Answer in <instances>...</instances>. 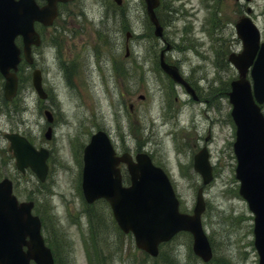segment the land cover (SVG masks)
<instances>
[{"label":"rangeland","instance_id":"1","mask_svg":"<svg viewBox=\"0 0 264 264\" xmlns=\"http://www.w3.org/2000/svg\"><path fill=\"white\" fill-rule=\"evenodd\" d=\"M112 2H69L63 9L68 15L57 21L56 40L45 43L37 57L56 114L49 140L43 114L49 102L38 98L27 77L16 98L2 102L0 78V179L13 180L19 200H34L42 234L54 241L59 264H165L166 259L176 264H258L252 213L234 176L235 128L227 87L237 72L227 56L241 50L234 24L248 7L264 40V0H161L157 14L165 42L149 30L143 0H123L121 20L120 8L108 12L106 5ZM127 29L129 56L124 57ZM164 45H169L165 59L191 83L198 100L155 68ZM71 61L80 73L73 72L69 82ZM114 61L123 65L124 74L114 75ZM96 126L109 132L118 153L124 146L134 153L135 145L150 153L169 175L185 212H191L201 184L192 157L207 146L213 178L203 188L207 207L202 221L213 240L210 262L195 259L185 233L172 238L153 260L117 228L103 201L85 206L79 190L82 148L74 142L84 145ZM5 132H18L50 150L44 182L30 170L16 172Z\"/></svg>","mask_w":264,"mask_h":264},{"label":"water","instance_id":"2","mask_svg":"<svg viewBox=\"0 0 264 264\" xmlns=\"http://www.w3.org/2000/svg\"><path fill=\"white\" fill-rule=\"evenodd\" d=\"M56 1L48 0L43 7H38L33 0H0V71L5 76V97L10 98L16 87V78L9 68H16L19 60L18 48L14 37L22 34L24 46L38 43L33 31L35 19L45 24L51 22L56 13ZM65 1V0H63ZM147 12L155 24L154 34H161V27L155 18L153 7L158 0H145ZM237 34L243 41L239 54H231L229 60L239 72L228 92L232 104L231 115L236 124V139L233 143L237 159L236 177L240 180L239 192L248 201L254 212L255 246L259 252V264H264V117L258 103L264 102V44L253 61L258 47V30L248 17H241L235 25ZM161 67L172 79L182 83L186 90H193L179 76L176 68L163 62ZM253 63L251 77L253 86L245 77L248 66ZM33 85L41 96L40 74H32ZM49 128L45 133L49 137ZM10 148L16 158V164L23 170L29 165L40 179L44 178L46 165L45 151H35L26 139L17 134L6 135ZM136 162L124 153L116 156L108 136L103 131L92 135L83 152L82 191L87 202L103 197L111 205L113 215L124 231H132L137 247L152 255L158 252V243L169 239L180 229L193 234V250L203 260H208L211 250L200 224V213L204 208L201 188L197 191L194 214L188 215L177 211L170 182L165 173L154 166L148 155L138 153ZM127 164L131 177L129 186L121 185L117 164ZM194 168L207 183L211 177V166L205 149L194 156ZM31 202L17 204L11 195V183L0 182V264H28L34 259L37 264H52L49 250L43 246L39 234V221L30 214ZM28 237V240H26ZM27 247L26 251L22 246Z\"/></svg>","mask_w":264,"mask_h":264},{"label":"flooded vegetation","instance_id":"3","mask_svg":"<svg viewBox=\"0 0 264 264\" xmlns=\"http://www.w3.org/2000/svg\"><path fill=\"white\" fill-rule=\"evenodd\" d=\"M37 1H38L39 3H43V2H44V0H37ZM67 4H68V3H64V4H60V3H59V6H60L62 9H64V8L67 6ZM61 14H62V10L59 11V16L57 17V20L60 18ZM54 27H55L54 25H52V26H50V27H44V26H42V25H40V24H36V26H35V28L37 29L38 34H39L41 37L46 36V35H49V34H50V31H51ZM38 49H39V48H37V47H32V48H31V53L34 55L35 52H36ZM48 107H49V109L51 110V106L49 105Z\"/></svg>","mask_w":264,"mask_h":264},{"label":"trees","instance_id":"4","mask_svg":"<svg viewBox=\"0 0 264 264\" xmlns=\"http://www.w3.org/2000/svg\"><path fill=\"white\" fill-rule=\"evenodd\" d=\"M165 264H176V263L171 259H166Z\"/></svg>","mask_w":264,"mask_h":264}]
</instances>
